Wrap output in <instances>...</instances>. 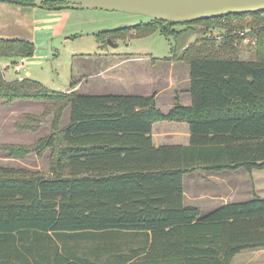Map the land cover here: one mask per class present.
<instances>
[{"label": "trees", "instance_id": "16d2710c", "mask_svg": "<svg viewBox=\"0 0 264 264\" xmlns=\"http://www.w3.org/2000/svg\"><path fill=\"white\" fill-rule=\"evenodd\" d=\"M62 3L42 7L62 9ZM231 16L185 23L149 18L97 33L104 42L106 35L203 31L174 56L190 66L192 104L177 101L167 113L155 95L56 91L29 77L9 80L0 65V99L53 101L19 126L37 129L54 114L48 136L27 146H0L16 156L53 148L52 174L0 166V264H232L238 254L264 248V198L255 191L203 217L199 207L182 201L186 173L264 168V27L249 32L256 33L255 44L249 43L254 57L243 58L248 33L235 32L226 23ZM216 28L220 33L207 36ZM35 51L32 40L0 38V58L12 59V65ZM66 107L70 123L62 127ZM161 120L187 122L190 144L155 146L152 128ZM126 232H143L142 252L106 255L126 243Z\"/></svg>", "mask_w": 264, "mask_h": 264}, {"label": "crops", "instance_id": "0c3cea01", "mask_svg": "<svg viewBox=\"0 0 264 264\" xmlns=\"http://www.w3.org/2000/svg\"><path fill=\"white\" fill-rule=\"evenodd\" d=\"M64 9H48L32 4L0 1V38L26 39L35 43L38 39H43L48 42L49 37L55 35L63 21L71 15L69 10ZM176 50V48H171L166 54L158 56L153 55V52L133 54L132 51L126 53L129 55L103 56L100 62L102 67L99 68L98 73L96 72L89 78L91 83L87 86V91L82 89V83L77 84L74 88L71 87L72 82L75 81L74 77L66 91L90 95H155L157 107L164 113L169 112L177 101L184 106H189L192 104L191 70L187 63L174 58ZM36 53L37 50L32 57L16 59V64L6 65L8 69L12 66L10 68L17 75H13L12 79L6 76L7 79L21 80L29 77L47 84L43 79L34 77L33 71L30 69L34 63L32 59L38 57ZM9 62H12V59ZM41 102L42 100L16 99L12 102V106L18 107L17 109L21 111L24 106L30 108L31 105H36L40 108ZM0 103L5 104L4 109L7 108L6 104L8 103L5 100H0ZM66 112L71 113L70 107H67ZM69 114L67 121L61 124L62 127L69 125ZM152 136L155 146L189 145L190 125L185 121H157L153 124ZM240 177H244V180L249 179L250 190L253 183V191L255 190L258 196L264 198V168L255 169L251 174L244 169L229 171L199 169L186 173L183 177V204L199 207L200 217H203L219 206L248 200L252 197V191H250L249 197L239 199L240 191H245V194L247 191L241 188ZM142 233L126 232L125 234L128 235L122 238L126 243H122L118 247L119 251L107 250L106 255L142 252L139 249L146 242V237ZM149 234L152 235L151 231ZM130 237H133L131 244L127 243V239ZM239 255V260H236ZM237 256L233 259L232 264H254L255 256L264 263V248L244 251Z\"/></svg>", "mask_w": 264, "mask_h": 264}, {"label": "rangeland", "instance_id": "374dc122", "mask_svg": "<svg viewBox=\"0 0 264 264\" xmlns=\"http://www.w3.org/2000/svg\"><path fill=\"white\" fill-rule=\"evenodd\" d=\"M64 10H69L71 17L68 16L63 21L59 31L55 35L50 36L48 42L43 39H38L37 43L34 42L38 57L32 59L34 63L30 68L34 77L43 79L47 83H43L44 85L56 91L66 92L73 77L75 85H71V87L74 88L77 84L82 83V89L87 91V86L91 83L89 78L96 72L98 73L99 68L102 67L100 62L103 56L129 55L126 53L131 51L133 54L153 52V55H164L171 48L180 50L203 36V31L200 28L196 31L193 29L188 30L179 37L174 35L166 37L156 32L148 37L141 38L131 36L127 39L111 38L112 41L120 44L119 47H112L108 41L104 40L102 42L99 40L97 33L102 30L134 25L149 18L141 14L121 11L72 8H65ZM134 33V30L130 31V35ZM218 33H220L219 28L206 32L207 36ZM106 37L110 38L107 35ZM241 56L243 58L254 57V48L249 45L248 41L243 43ZM9 61L10 58H0V65L5 69L6 76L12 79L16 73L10 68L12 66L9 69L6 66L12 65ZM41 103L42 106L40 108L36 105H31L30 108L24 106L21 111L17 109L18 107H13L12 102L6 104V109H4L5 104L0 103V146L4 144L31 145L53 132V113L47 114L37 129L19 126V123L24 121L27 114L41 116L46 109L51 108L53 105L51 100H42ZM66 109L67 107L63 112L61 124H64L69 118V112L67 113ZM30 110L33 111L29 112ZM52 154L53 148H46L42 154H39L38 151H32L26 155L16 156L12 155L10 151L0 148V166L27 168L49 175L53 172L51 170ZM240 179L242 181L241 188L247 191L245 194V191L241 190L239 199H245L250 196V191L253 193L254 184L252 183V189L250 190L249 179L244 180V177H240ZM239 258L240 255L236 257V260H239ZM254 264L264 263L260 262L259 257L255 256Z\"/></svg>", "mask_w": 264, "mask_h": 264}, {"label": "water", "instance_id": "95a60500", "mask_svg": "<svg viewBox=\"0 0 264 264\" xmlns=\"http://www.w3.org/2000/svg\"><path fill=\"white\" fill-rule=\"evenodd\" d=\"M49 1L63 2L62 8L121 11L173 23L264 11V0H33L39 7ZM107 41L112 47L120 45Z\"/></svg>", "mask_w": 264, "mask_h": 264}, {"label": "built area", "instance_id": "2783aa9c", "mask_svg": "<svg viewBox=\"0 0 264 264\" xmlns=\"http://www.w3.org/2000/svg\"><path fill=\"white\" fill-rule=\"evenodd\" d=\"M239 15V16H236ZM231 16V15H228ZM261 20L264 22V11L260 12H252V13H242V14H232V16L226 21L231 25H235V32H239L241 34H247L243 40V43L248 41V43L252 42L255 44L257 38L256 35H253L249 32H252L253 29L263 28L264 23L261 24Z\"/></svg>", "mask_w": 264, "mask_h": 264}]
</instances>
